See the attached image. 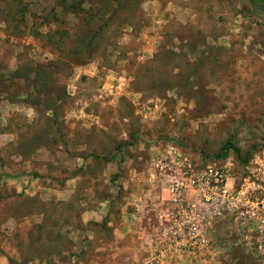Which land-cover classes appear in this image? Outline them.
<instances>
[{"label":"rangeland","instance_id":"1","mask_svg":"<svg viewBox=\"0 0 264 264\" xmlns=\"http://www.w3.org/2000/svg\"><path fill=\"white\" fill-rule=\"evenodd\" d=\"M168 144L264 154V0H0V264H264L233 217L175 245Z\"/></svg>","mask_w":264,"mask_h":264},{"label":"built area","instance_id":"2","mask_svg":"<svg viewBox=\"0 0 264 264\" xmlns=\"http://www.w3.org/2000/svg\"><path fill=\"white\" fill-rule=\"evenodd\" d=\"M153 173L165 181L172 204L175 245L193 257H205L211 224L233 217L264 256V154L246 163L201 165L177 145L168 144L152 160Z\"/></svg>","mask_w":264,"mask_h":264},{"label":"trees","instance_id":"3","mask_svg":"<svg viewBox=\"0 0 264 264\" xmlns=\"http://www.w3.org/2000/svg\"><path fill=\"white\" fill-rule=\"evenodd\" d=\"M230 151H233L235 156L238 158L239 154L236 149L233 148L230 142L226 143L221 149L219 154L216 156L217 159H225ZM248 160V155L240 159V162L244 163Z\"/></svg>","mask_w":264,"mask_h":264}]
</instances>
